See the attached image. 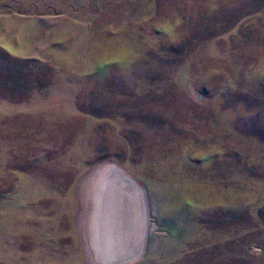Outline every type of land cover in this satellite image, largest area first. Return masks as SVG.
Segmentation results:
<instances>
[{"label": "rangeland", "instance_id": "374dc122", "mask_svg": "<svg viewBox=\"0 0 264 264\" xmlns=\"http://www.w3.org/2000/svg\"><path fill=\"white\" fill-rule=\"evenodd\" d=\"M109 168L123 264H264V0H0V264H99Z\"/></svg>", "mask_w": 264, "mask_h": 264}, {"label": "bare ground", "instance_id": "6f19581e", "mask_svg": "<svg viewBox=\"0 0 264 264\" xmlns=\"http://www.w3.org/2000/svg\"><path fill=\"white\" fill-rule=\"evenodd\" d=\"M112 170L114 169L106 170L100 183L96 184L97 211L92 221L99 264H123L137 256L134 253L137 250L133 249L137 244L136 239L134 241L131 237H126L128 224L126 213L122 210V200L125 199L123 178L120 173ZM107 177H112V180H107Z\"/></svg>", "mask_w": 264, "mask_h": 264}, {"label": "water", "instance_id": "95a60500", "mask_svg": "<svg viewBox=\"0 0 264 264\" xmlns=\"http://www.w3.org/2000/svg\"><path fill=\"white\" fill-rule=\"evenodd\" d=\"M130 181H131L132 186L136 187L135 184L133 183V181H132L131 179H130ZM136 188H137V187H136ZM136 188H135V189H136Z\"/></svg>", "mask_w": 264, "mask_h": 264}]
</instances>
